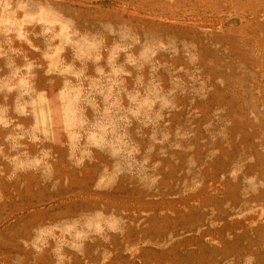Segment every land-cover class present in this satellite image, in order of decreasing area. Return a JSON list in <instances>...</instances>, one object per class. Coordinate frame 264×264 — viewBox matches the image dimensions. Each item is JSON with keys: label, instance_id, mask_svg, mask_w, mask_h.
I'll return each instance as SVG.
<instances>
[{"label": "rangeland", "instance_id": "obj_1", "mask_svg": "<svg viewBox=\"0 0 264 264\" xmlns=\"http://www.w3.org/2000/svg\"><path fill=\"white\" fill-rule=\"evenodd\" d=\"M0 264H264V0H0Z\"/></svg>", "mask_w": 264, "mask_h": 264}]
</instances>
